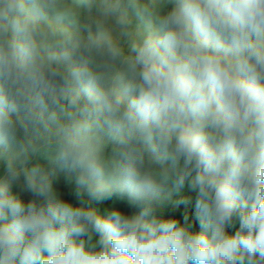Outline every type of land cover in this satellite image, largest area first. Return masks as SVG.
<instances>
[{
  "label": "clouds",
  "instance_id": "9594fccd",
  "mask_svg": "<svg viewBox=\"0 0 264 264\" xmlns=\"http://www.w3.org/2000/svg\"><path fill=\"white\" fill-rule=\"evenodd\" d=\"M0 264H264V0H0Z\"/></svg>",
  "mask_w": 264,
  "mask_h": 264
}]
</instances>
